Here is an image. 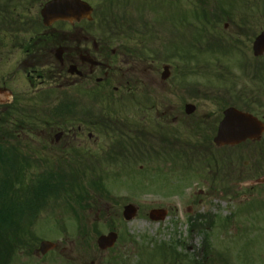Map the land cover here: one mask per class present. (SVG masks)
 I'll return each mask as SVG.
<instances>
[{"label": "flooded vegetation", "instance_id": "flooded-vegetation-1", "mask_svg": "<svg viewBox=\"0 0 264 264\" xmlns=\"http://www.w3.org/2000/svg\"><path fill=\"white\" fill-rule=\"evenodd\" d=\"M5 1L18 7L13 16L23 23L20 29L0 32V61L6 49L9 56L14 51L19 55L17 67L29 84L21 101L23 109L57 86L65 90L67 123L38 130L37 135H42L33 144L44 154L69 161L76 176L72 187L77 206L87 211L113 204V191L124 186L126 172L142 169L144 163L167 161L181 184L190 159L202 161L213 192L232 188L231 183L245 173L264 176V148L257 146L264 143V132L260 138L238 144L218 146L215 142L224 112L232 106L256 116L264 125V51L256 56L253 49L264 26L230 25L232 16L226 15L220 0H83L92 6V18L55 21L51 26L40 21L43 28H35L31 24L39 25L42 7L53 0ZM178 5L186 8L182 21L191 18L198 23L190 31L188 48L179 46L173 27L172 32L167 28L176 21ZM195 8L198 12L194 14ZM222 48L238 54L236 65H222L217 74V80L229 81V85L220 93H203L195 53L197 49L217 50V57L229 58ZM156 60L162 66L151 64ZM240 60L246 65L239 64ZM233 67L240 73H233ZM8 79L3 77L0 90L8 96L3 102L6 109L15 99L6 86ZM188 104L195 110L187 112ZM245 154L249 159L240 166ZM257 180L241 186L262 185ZM173 192L181 195L183 189ZM113 218L107 233L117 230V217ZM89 233H78L83 240L69 251L63 264L151 262V249L145 243L118 244L105 250L97 246L95 250V243L90 244L93 248L87 245ZM52 243L53 249L37 259L57 251L66 254L58 239ZM131 252H137L136 260Z\"/></svg>", "mask_w": 264, "mask_h": 264}, {"label": "rangeland", "instance_id": "rangeland-1", "mask_svg": "<svg viewBox=\"0 0 264 264\" xmlns=\"http://www.w3.org/2000/svg\"><path fill=\"white\" fill-rule=\"evenodd\" d=\"M220 1L226 8L235 9L229 12L232 16L230 25H248L250 27L251 24H255L259 29L264 26V2H261L262 0ZM233 4L238 8H235ZM175 9L176 16L174 20L176 21L174 23L169 22L167 28L168 31L172 32L173 27V30L179 36L177 40L179 46H187L188 48L192 36H190V31L193 33L192 27L197 28L198 23L197 21H191V18H185L186 20L182 21L181 15H186V8L182 9L178 5ZM8 53L9 50L6 49L5 58L0 61V90L4 85L2 78L9 76L11 79H8L6 86L15 93H24L29 88V84L17 67L19 55L16 57V51L12 52L10 56ZM216 53L217 50L209 49H197L195 53L197 62H199L200 84L203 93H208L210 90L218 93L224 91L229 85L227 84L229 81L217 80L218 71L219 69L222 70V65H236L234 61L238 56L237 51L230 50L228 53L229 58H221L219 54V57H214ZM240 63L246 65L243 60H240ZM151 64L156 67L162 66L157 60ZM207 66L209 67L206 71L205 67ZM231 71L240 73L236 67L231 68ZM7 97V93L0 91L1 105L4 104L3 102L7 100ZM205 102L207 101H202V104H205ZM1 105L0 109H3L4 106L1 107ZM24 135L37 140L42 134L39 133L40 136L38 137V135L26 132ZM257 146L264 148V143ZM39 149L41 150L40 147ZM238 151L242 153L244 148L240 147ZM42 155L44 156L40 151L37 154L40 157H43ZM45 155L49 156L51 153H45ZM245 159H249L247 154L241 158L240 166H243ZM195 162L197 164L195 167L191 162L188 172L181 174V184H178L176 178H174L175 173L169 171L171 164H165L162 161L153 164L144 163L142 169L138 168L139 172L138 170L127 171L125 181L122 182L124 187L117 186L116 190L113 191V199L115 200L113 204L105 205L100 209L95 207V209L85 211L83 216L88 220H84L83 225L80 226V221L76 220V215L72 211L75 201L72 202V209L69 206L66 212L53 206L54 212L52 213V210L45 212L39 223L36 224L34 231L36 234L34 236L37 237V240H34V243L40 242L42 239L51 241L58 239L61 242V247H66V254L57 251L55 254H50L40 260L35 255L30 256L29 252L24 251L21 257L12 264H63L66 262L65 259L67 260L70 257L69 251L71 252L82 242V235L93 231L91 229L93 223H97V230L107 233V226L114 220L113 217H117V231L121 235L119 245L125 244L124 238L129 233L135 239V244L146 243L149 244L150 248L156 247L160 242L182 241L185 242L186 246L178 247L179 253H188L190 257L194 258L195 254L201 253L200 250L205 236L202 232L190 231L189 219L191 215L193 217L205 212L216 214L213 228L209 230L208 235L213 255L211 256L212 259L209 260V264H223L224 260L227 261L228 258L231 264H264V186L253 188L241 186V184L245 185L252 179H257L260 175L251 177L245 173L240 179H235L237 183L236 181L234 184L231 183V189L228 190L227 187H224V191L213 192L209 189L210 182L206 181L208 170L204 168L202 161L197 160ZM158 164H161L159 165L161 168L153 170ZM126 184L131 188L125 187ZM228 184L230 186V181H228ZM184 186L186 187L182 188ZM173 188L183 189L182 194L176 195L171 191ZM200 190H204L203 195L199 193ZM127 202H132L140 207L137 219L128 223L124 221L121 215L123 206ZM160 207L169 211V217L161 222L153 221L148 217L149 211ZM189 208L191 209L189 210ZM120 222L123 224L120 225ZM92 234L89 233V238L86 239L90 248H93L90 244L95 243L98 236L97 234L94 236L95 232H92ZM129 243L132 242L129 241ZM96 248L97 245L95 250ZM96 253L98 252L96 251ZM136 255L137 252H131L130 256L136 260ZM222 256L224 260H222ZM90 258H94V254ZM182 264H188L187 258L184 259Z\"/></svg>", "mask_w": 264, "mask_h": 264}, {"label": "trees", "instance_id": "trees-1", "mask_svg": "<svg viewBox=\"0 0 264 264\" xmlns=\"http://www.w3.org/2000/svg\"><path fill=\"white\" fill-rule=\"evenodd\" d=\"M16 8L8 1L0 0V32L21 28L23 21L13 16ZM32 26L39 27L41 23L37 25L33 21ZM58 106L51 113H30L26 109L20 112L16 109L11 113L10 122L7 114L0 111V264H10L20 249L31 247L32 227L42 209L61 188L70 186L68 175H59L55 169L40 166L36 154L32 153L35 149L30 148L27 155L25 149L15 145L16 142L26 143V139L19 134L23 130L32 131L27 127L31 129L41 125L46 128L47 125L58 124L61 114L60 110H56ZM8 144H12V148ZM197 229L205 236L202 259L197 261L192 258L188 263L209 264L213 256L208 236L212 229L210 218L198 225ZM170 246L163 243L158 247L160 260L165 259ZM224 263L231 264L229 258Z\"/></svg>", "mask_w": 264, "mask_h": 264}, {"label": "water", "instance_id": "water-1", "mask_svg": "<svg viewBox=\"0 0 264 264\" xmlns=\"http://www.w3.org/2000/svg\"><path fill=\"white\" fill-rule=\"evenodd\" d=\"M92 8L88 2H83L82 0H53L46 3L42 9V15L44 17V23L49 25L55 20H74L90 17V12ZM255 54L260 55L264 51V31L257 37L254 44ZM168 71V70H166ZM166 74V73H164ZM189 108L188 112L194 110ZM225 118L220 124V130L216 136V143L218 145L222 144H233L244 141L247 138H253L261 136V132L264 130L262 124L249 114L241 113L234 107L225 111ZM260 182L264 183V177L261 178ZM138 212V209L133 204H127L125 206L123 216L128 220L133 219ZM150 217L153 220L161 221L167 217V210L152 209L150 211ZM116 233H109L98 238V243L101 248L106 249L109 246H113L117 241ZM53 248V244L50 242H42L41 251L43 253L47 252L49 249ZM36 253H38L36 251Z\"/></svg>", "mask_w": 264, "mask_h": 264}]
</instances>
